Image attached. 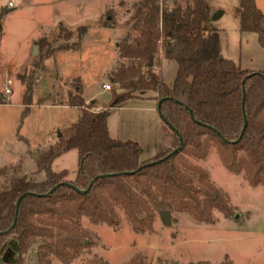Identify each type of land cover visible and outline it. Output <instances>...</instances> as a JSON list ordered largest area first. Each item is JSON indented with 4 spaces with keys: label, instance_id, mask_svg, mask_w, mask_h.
<instances>
[{
    "label": "trees",
    "instance_id": "trees-1",
    "mask_svg": "<svg viewBox=\"0 0 264 264\" xmlns=\"http://www.w3.org/2000/svg\"><path fill=\"white\" fill-rule=\"evenodd\" d=\"M237 14L239 31L257 34L264 49V12L256 0H238ZM132 20L138 34L117 45L120 62L111 75L106 107L92 111L93 102L86 103L82 87H76L68 104L79 108L80 116L42 153L38 164L45 178L18 175L0 184V258L15 238L14 264H25L33 247L38 264H72L92 246L85 217L115 230L125 218L141 233L153 231L162 211L188 213L200 222H213L215 210L229 217L228 195L191 160L205 159L211 148L229 171L243 174L252 186H264V70L243 69L222 56L220 31L205 0L186 6L179 0L171 6L140 0ZM86 32L85 27L80 31V41ZM2 33L0 22V40ZM163 59L177 63L172 86L163 79ZM134 91H151L157 109L160 104L158 153L147 160L141 159L137 141L113 138L108 129L109 109L137 97ZM33 92L30 81L24 115ZM72 149L78 151L79 167L69 181L66 170L54 172L51 165Z\"/></svg>",
    "mask_w": 264,
    "mask_h": 264
},
{
    "label": "rangeland",
    "instance_id": "rangeland-1",
    "mask_svg": "<svg viewBox=\"0 0 264 264\" xmlns=\"http://www.w3.org/2000/svg\"><path fill=\"white\" fill-rule=\"evenodd\" d=\"M8 1L0 0L4 31L0 96L7 97L0 104V184L26 169L36 171L29 175L31 180L44 179L33 154L42 158L43 152L58 143L63 130L78 120L80 109L68 104L69 96L77 93L76 87H82L84 99L92 97L86 101L93 102L92 111L106 107L111 89L105 90L104 85L111 83L120 62L118 43L128 34H138L132 29V15L140 0H14L13 8L7 6ZM174 1L159 0L161 6H171ZM179 1L186 6L191 0ZM205 1L211 19L222 12L213 21L220 31L222 56L243 69L264 70V49L257 34L239 31L238 0ZM257 2L264 12V0ZM6 9L12 10L5 13ZM84 27L87 32L80 41ZM38 30L39 37L32 43ZM31 45H37L36 54L30 55ZM159 55L163 57L162 50ZM176 71V61L163 59L162 76L167 85H173ZM30 81L34 85L32 104L24 115L23 97ZM7 88L10 93H6ZM151 93L134 91L137 97L109 109L108 116L111 137L137 141L142 160L157 155L155 127H160L159 139L162 128L157 112L148 109L154 105ZM191 160L228 195L232 206L229 217L215 210L213 222H200L188 213L162 211L153 231L146 233L135 231L125 218L115 230L106 224L93 225L85 217L82 223L93 232L92 246L72 264L92 260L128 264L134 259L142 264H264V186H252L243 174L229 171L215 148L205 159ZM78 167L76 149L61 154L51 165L54 172L66 170L69 181L76 178ZM17 254V241L11 238L0 264H14ZM25 264H38L35 247Z\"/></svg>",
    "mask_w": 264,
    "mask_h": 264
},
{
    "label": "crops",
    "instance_id": "crops-1",
    "mask_svg": "<svg viewBox=\"0 0 264 264\" xmlns=\"http://www.w3.org/2000/svg\"><path fill=\"white\" fill-rule=\"evenodd\" d=\"M14 1V0H13ZM256 4H258V2H257V0H256ZM238 22H239V20H238ZM214 24V23H213ZM41 30H38V32H36V35H35V37L32 39L33 40V42L32 43H35V41L38 39V37H39V32H40ZM4 35V31H3V33H2V36ZM2 36H1V40H0V46H1V41H2ZM35 46H32L31 45V51H30V55H32L33 54V48H34ZM225 58H227V57H225ZM227 59H230V58H227ZM232 60V59H231ZM7 65H9V64H7ZM10 66V65H9ZM9 66H7L6 68H7V70H9L8 69V67ZM253 71H256V70H253ZM9 72V71H8ZM11 93H13V91H11ZM4 99H6L7 97L6 96H4L3 97ZM91 98L92 97H90V98H87V99H85V101H89V100H91ZM149 98H151L152 100H153V103H154V105L152 106V107H149L148 109H151V110H155L156 112H157V116H158V121H160L161 119H160V115H159V112H158V109H157V101L153 98V93H151V95L149 96ZM160 119V120H159ZM159 125V124H158ZM108 129H109V120H108ZM157 132H158V137L156 138V135H157ZM159 132H160V127L159 126H157V127H155V139H156V142H160V139H159ZM109 133H110V131H109ZM159 146V145H158ZM38 153H34L33 154V156H35V155H37ZM37 162H39V161H36V163ZM32 172L34 173V172H36V171H29L28 169H26L21 175H26L27 177H29V175L30 174H32ZM45 178V177H44ZM30 179V178H29ZM43 180V179H42ZM39 181H41V180H39Z\"/></svg>",
    "mask_w": 264,
    "mask_h": 264
},
{
    "label": "water",
    "instance_id": "water-1",
    "mask_svg": "<svg viewBox=\"0 0 264 264\" xmlns=\"http://www.w3.org/2000/svg\"><path fill=\"white\" fill-rule=\"evenodd\" d=\"M11 10H12V9H6V10H5V13H8V12L11 11ZM221 15H222V12H218V13H216V14L212 17V21L217 20L218 18L221 17ZM37 51H38V47H37V45H35V47H34V49H33V54H36ZM159 105H160V104H158V112H159ZM34 158H35V160L39 161V160L41 159V156H40L39 154H37V155L34 156ZM19 202H20V199L18 200L17 205L19 204ZM238 216H239V215L236 214L235 218H238Z\"/></svg>",
    "mask_w": 264,
    "mask_h": 264
},
{
    "label": "built area",
    "instance_id": "built-area-1",
    "mask_svg": "<svg viewBox=\"0 0 264 264\" xmlns=\"http://www.w3.org/2000/svg\"><path fill=\"white\" fill-rule=\"evenodd\" d=\"M7 6L10 7V8L15 7L13 0H9L8 3H7ZM7 83H8L7 85H10L11 84V81L8 80ZM104 89L105 90H110L111 89L110 84H105L104 85ZM6 93H10V89L9 88L6 89Z\"/></svg>",
    "mask_w": 264,
    "mask_h": 264
}]
</instances>
